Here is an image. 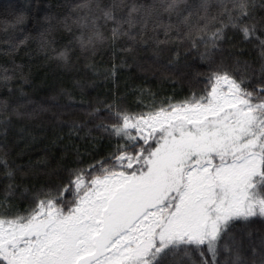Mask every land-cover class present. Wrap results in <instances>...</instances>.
<instances>
[{"label":"snow or ice","instance_id":"6c2138e0","mask_svg":"<svg viewBox=\"0 0 264 264\" xmlns=\"http://www.w3.org/2000/svg\"><path fill=\"white\" fill-rule=\"evenodd\" d=\"M212 2L154 0L139 19L133 17L140 11L135 4L127 18L113 15L123 0H113L112 8L102 11L116 23L113 39L139 38L156 49L171 42L173 31L195 48L197 33H206L225 12L245 39L255 36L256 25L243 19L250 16L253 0H216L221 11L215 16L209 13ZM91 4L81 0L76 8L91 11ZM160 9L175 14L176 22L162 23L153 15ZM88 21L85 15L73 23L84 29ZM150 21L153 35L145 38ZM125 24L129 30L139 24V31L132 35ZM65 27L70 25L65 22ZM157 29H163L164 40L156 37ZM98 36L93 31L76 39L86 49ZM222 38L218 28L213 47ZM260 43L264 46V40ZM60 58L66 59V53ZM207 83L204 95L145 113L109 105L113 123L97 127L117 139L113 153L98 168L73 171L68 185L54 194L33 197L26 216L0 215V264H165L170 256L192 252L199 253L200 264H220L221 251L230 257L226 264H247L238 250L242 245L234 252L220 242L234 221L264 220V84L250 91L244 79L227 71L211 73ZM13 188L8 186L4 199L14 194ZM65 193L72 195L70 202ZM259 247L264 249V239ZM248 251L257 264V246L250 244Z\"/></svg>","mask_w":264,"mask_h":264},{"label":"trees","instance_id":"16d2710c","mask_svg":"<svg viewBox=\"0 0 264 264\" xmlns=\"http://www.w3.org/2000/svg\"><path fill=\"white\" fill-rule=\"evenodd\" d=\"M80 2L0 0V122L8 124L0 126V215L4 217L26 216L33 207V197L42 199L44 193L54 194L68 185L73 171L91 170L94 165L98 168L110 157L117 139L102 128L95 129L113 123L109 105L137 114L168 103L178 104L193 94H206L208 77L216 71L244 79L250 91L264 84V46L253 36L245 39L239 27L229 32L235 28L226 12L209 23L206 33H197L195 48L191 40L177 39L173 31L169 34L171 42L156 49L139 38L113 39L116 23L106 20L102 11L112 8L113 0H92L91 11L77 9ZM198 2L187 0L188 5ZM153 3L123 0L122 5L113 8V15L127 18L135 4L140 11L133 17L139 19ZM220 11V4L213 0L209 13L215 16ZM249 12L244 22L256 25L255 36L262 41L264 0H253ZM85 15L89 27L81 29L73 21ZM153 15L164 24L175 23L178 18L162 9L153 11ZM92 19L96 20L99 39L81 48L76 37L92 34ZM139 28V24L131 30L123 25L132 35ZM218 28L223 38L213 47L212 34ZM150 29L151 21L145 38L153 35ZM155 35L165 39L163 29H157ZM62 52H67L65 61L56 58ZM73 124H84L86 128L78 133ZM10 184L14 186V197L4 199ZM64 199L70 202L73 197L65 193ZM262 239L264 220L252 218L234 221L220 244L228 243L234 252L236 245H242L238 250L247 264H252L249 245L257 246L259 264L264 255L259 247ZM229 258L222 251L218 256L220 264H226ZM165 264H200V256L197 252L189 257L170 256Z\"/></svg>","mask_w":264,"mask_h":264},{"label":"rangeland","instance_id":"374dc122","mask_svg":"<svg viewBox=\"0 0 264 264\" xmlns=\"http://www.w3.org/2000/svg\"><path fill=\"white\" fill-rule=\"evenodd\" d=\"M233 28H235V29H229V32H233V31H235L236 30V28L237 27H233ZM238 29V28H237ZM94 31H96L97 30V28H95V29H93ZM93 32V31H92ZM96 32H98V31H96ZM234 33V32H233ZM233 33H231V35L233 34ZM255 38H256V40H257V42H259L260 43V39L257 37V36H254ZM226 38V37H225ZM229 40H231V37H227ZM95 39H99V36L98 37H96V38H94V40ZM79 43V42H78ZM212 47H210V49H211ZM67 53V52H66ZM187 54V53H186ZM156 56L157 55H159V53L158 54H155ZM183 56H185V54L183 55H181V57H183ZM56 58H58V59H60V60H64L65 61V59H62V58H60V57H56ZM198 62L200 61L199 59L197 60ZM150 64H153V62H151L150 61ZM166 70H168V68L166 69ZM129 71V70H128ZM93 72V74H97V72H94V71H92ZM171 72V71H170ZM81 87V86H80ZM1 125H5V124H3V123H1L0 122V126ZM8 125V124H7ZM7 125H5V126H7ZM71 127H74V130H76L78 133H81L82 131H84V129L86 128L85 126H84V124H73V126H71ZM96 130H99V129H101V128H98V127H96L95 128ZM88 136H90V134L88 135ZM16 147H18V146H15V149H16ZM12 196V195H11ZM10 196V197H11ZM12 197H14V196H12ZM250 237V236H249ZM259 240H260V238H259ZM251 243V242H250ZM236 247V246H235ZM240 251V250H239Z\"/></svg>","mask_w":264,"mask_h":264}]
</instances>
